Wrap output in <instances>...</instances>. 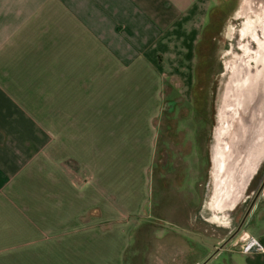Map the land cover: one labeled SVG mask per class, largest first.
<instances>
[{
    "label": "rangeland",
    "instance_id": "rangeland-1",
    "mask_svg": "<svg viewBox=\"0 0 264 264\" xmlns=\"http://www.w3.org/2000/svg\"><path fill=\"white\" fill-rule=\"evenodd\" d=\"M263 10L264 0H209L190 85L184 89L177 71L160 83L162 108L146 113L152 123L144 139L134 129L140 109H126L122 144L112 136L104 146L96 131L94 160L88 162L85 130L76 133L74 123L62 129L54 156L63 161L47 166L42 177L16 178L10 189L15 224L0 227V264H201L218 248L240 249L253 215L264 216V192L256 194L264 158L238 203L216 210L209 206L212 148L223 119L220 106L229 107L237 96L230 91L224 101L223 86L240 52L238 30ZM48 111L53 120V109ZM90 184L94 199H88ZM102 188L115 200L105 198ZM71 197L79 202L72 215ZM56 203L63 205L57 213Z\"/></svg>",
    "mask_w": 264,
    "mask_h": 264
},
{
    "label": "crops",
    "instance_id": "crops-1",
    "mask_svg": "<svg viewBox=\"0 0 264 264\" xmlns=\"http://www.w3.org/2000/svg\"><path fill=\"white\" fill-rule=\"evenodd\" d=\"M208 2L0 0V227L15 224L10 190L15 179L42 177L47 166L54 168L63 161L54 156V147L61 144V131L68 130V124L73 129L74 123L76 133L85 130L88 162L94 160L96 131L104 146L112 136V142L122 144L126 109H140L135 118L141 115V119L135 120L134 129L145 138L151 122L146 113L162 108L160 83L177 71L184 89L190 85ZM231 104L225 108L231 109L234 119V109L239 108ZM49 109L53 120L47 117ZM249 140L248 136L244 141L246 147ZM243 150L244 144L240 155ZM260 151L243 190L264 158V144ZM91 184L88 199L95 198ZM263 188L264 184L260 192ZM100 192L115 200L114 192L105 188ZM71 200L72 215L79 202ZM61 206L55 204L56 213ZM249 226L261 250L221 247L200 263L264 264V216L254 214ZM9 237L13 235L7 233Z\"/></svg>",
    "mask_w": 264,
    "mask_h": 264
},
{
    "label": "bare ground",
    "instance_id": "bare-ground-1",
    "mask_svg": "<svg viewBox=\"0 0 264 264\" xmlns=\"http://www.w3.org/2000/svg\"><path fill=\"white\" fill-rule=\"evenodd\" d=\"M247 22L238 30L240 52L227 67L228 77L223 86L224 101L236 91L237 96L230 104L241 113L236 116L234 109L235 118L231 125L227 124L230 116L225 117L223 110H227V105H222L218 117L223 119L216 127L212 148L214 180L210 207L216 210L230 208L240 198L243 185L261 156L260 146L264 144V10L256 20ZM248 136L246 147L244 141ZM243 144L245 150L240 155Z\"/></svg>",
    "mask_w": 264,
    "mask_h": 264
},
{
    "label": "built area",
    "instance_id": "built-area-1",
    "mask_svg": "<svg viewBox=\"0 0 264 264\" xmlns=\"http://www.w3.org/2000/svg\"><path fill=\"white\" fill-rule=\"evenodd\" d=\"M247 238L248 237H245V239ZM239 247L242 250H249L252 247H254L255 249H259V250L262 249V246L258 243V241L251 236H249V238L245 242L241 243Z\"/></svg>",
    "mask_w": 264,
    "mask_h": 264
},
{
    "label": "water",
    "instance_id": "water-1",
    "mask_svg": "<svg viewBox=\"0 0 264 264\" xmlns=\"http://www.w3.org/2000/svg\"><path fill=\"white\" fill-rule=\"evenodd\" d=\"M263 184H264V178H263V181L261 182V184H260L259 188L257 189V192H256V194L258 193V191H260V189L262 188Z\"/></svg>",
    "mask_w": 264,
    "mask_h": 264
},
{
    "label": "flooded vegetation",
    "instance_id": "flooded-vegetation-1",
    "mask_svg": "<svg viewBox=\"0 0 264 264\" xmlns=\"http://www.w3.org/2000/svg\"><path fill=\"white\" fill-rule=\"evenodd\" d=\"M263 178H264V174H263V176H262V181H263ZM262 181H260V184H261ZM260 184H259V186H260ZM258 188H259V187H258ZM260 190H261V189H260ZM258 192H259V191H258ZM202 261H203V259H202ZM202 261H201V262H202Z\"/></svg>",
    "mask_w": 264,
    "mask_h": 264
}]
</instances>
